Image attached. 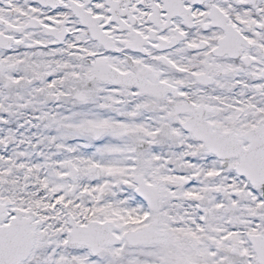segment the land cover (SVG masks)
<instances>
[{"label":"snow or ice","instance_id":"6c2138e0","mask_svg":"<svg viewBox=\"0 0 264 264\" xmlns=\"http://www.w3.org/2000/svg\"><path fill=\"white\" fill-rule=\"evenodd\" d=\"M0 264H264V0H0Z\"/></svg>","mask_w":264,"mask_h":264}]
</instances>
